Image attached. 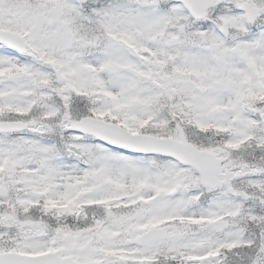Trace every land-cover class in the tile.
<instances>
[{"label":"snow or ice","instance_id":"1","mask_svg":"<svg viewBox=\"0 0 264 264\" xmlns=\"http://www.w3.org/2000/svg\"><path fill=\"white\" fill-rule=\"evenodd\" d=\"M0 264H264V0H0Z\"/></svg>","mask_w":264,"mask_h":264}]
</instances>
